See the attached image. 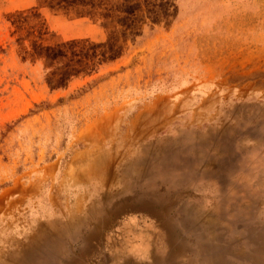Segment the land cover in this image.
Instances as JSON below:
<instances>
[{"label": "rangeland", "instance_id": "obj_1", "mask_svg": "<svg viewBox=\"0 0 264 264\" xmlns=\"http://www.w3.org/2000/svg\"><path fill=\"white\" fill-rule=\"evenodd\" d=\"M0 264H264V0H0Z\"/></svg>", "mask_w": 264, "mask_h": 264}]
</instances>
